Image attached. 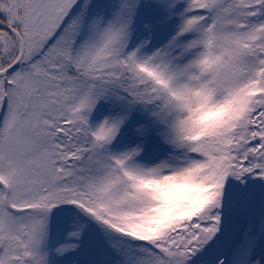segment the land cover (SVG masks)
<instances>
[{"label": "snow or ice", "instance_id": "1", "mask_svg": "<svg viewBox=\"0 0 264 264\" xmlns=\"http://www.w3.org/2000/svg\"><path fill=\"white\" fill-rule=\"evenodd\" d=\"M0 264H264V0H0Z\"/></svg>", "mask_w": 264, "mask_h": 264}]
</instances>
